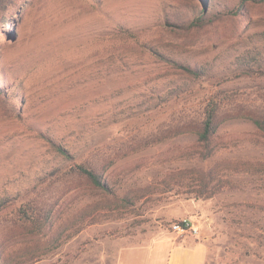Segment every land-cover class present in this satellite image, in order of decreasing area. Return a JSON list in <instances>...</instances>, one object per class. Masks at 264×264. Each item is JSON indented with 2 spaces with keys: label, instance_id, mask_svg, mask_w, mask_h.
Here are the masks:
<instances>
[{
  "label": "rangeland",
  "instance_id": "374dc122",
  "mask_svg": "<svg viewBox=\"0 0 264 264\" xmlns=\"http://www.w3.org/2000/svg\"><path fill=\"white\" fill-rule=\"evenodd\" d=\"M210 96L223 99L204 157ZM248 113L264 117V0H0V263L154 264L195 240L206 264H264V134ZM80 162L131 201L94 214L74 194L67 237L40 258L12 210L86 186L63 175ZM184 217L197 233L173 231Z\"/></svg>",
  "mask_w": 264,
  "mask_h": 264
},
{
  "label": "trees",
  "instance_id": "16d2710c",
  "mask_svg": "<svg viewBox=\"0 0 264 264\" xmlns=\"http://www.w3.org/2000/svg\"><path fill=\"white\" fill-rule=\"evenodd\" d=\"M175 24L179 26L196 25L198 18L193 16H175ZM153 53L173 67L181 69L189 75H196L197 71L190 66H185L179 62L172 61L157 51ZM221 99L223 97L210 96L202 109L199 128L194 132L197 135L199 144L204 148V157H209L214 152V142L219 129V115L221 109ZM243 117L251 121L258 130L264 134V117L256 114H243ZM49 142L54 149L66 159H72L69 150L64 146L55 143L51 139ZM64 176L76 177L85 182L86 186H80L77 189L65 188L48 192H40V198L34 197L26 200L12 210V222L20 235L26 236L28 240L40 247V258L58 247L65 236V222L62 220L66 215L65 210L71 197L77 194L78 199L90 200L94 203L91 206L95 214L104 213L112 210V204L122 202L123 205L129 204L131 198L127 195L120 196L110 186L107 176L99 172L95 166L89 162L72 163L63 172ZM90 203V202H89ZM88 203V204H89ZM6 208L5 203L0 204V211ZM84 209L81 215H84ZM69 217V215H68ZM4 244H0V249ZM31 253V252H30ZM1 258V255H0ZM35 261L30 258L29 262ZM0 264H8L1 262Z\"/></svg>",
  "mask_w": 264,
  "mask_h": 264
},
{
  "label": "crops",
  "instance_id": "0c3cea01",
  "mask_svg": "<svg viewBox=\"0 0 264 264\" xmlns=\"http://www.w3.org/2000/svg\"><path fill=\"white\" fill-rule=\"evenodd\" d=\"M206 261V246L202 242L172 241L167 255L164 256L163 251L158 250L154 264H206Z\"/></svg>",
  "mask_w": 264,
  "mask_h": 264
},
{
  "label": "built area",
  "instance_id": "2783aa9c",
  "mask_svg": "<svg viewBox=\"0 0 264 264\" xmlns=\"http://www.w3.org/2000/svg\"><path fill=\"white\" fill-rule=\"evenodd\" d=\"M173 231L178 234H192L197 233V229L194 227L192 221L189 218H182L178 221H175L172 224Z\"/></svg>",
  "mask_w": 264,
  "mask_h": 264
}]
</instances>
